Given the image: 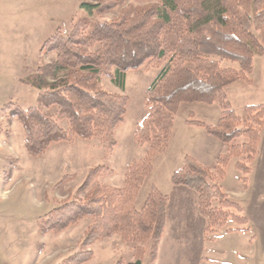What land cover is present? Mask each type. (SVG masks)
Instances as JSON below:
<instances>
[{"label": "trees", "instance_id": "trees-1", "mask_svg": "<svg viewBox=\"0 0 264 264\" xmlns=\"http://www.w3.org/2000/svg\"><path fill=\"white\" fill-rule=\"evenodd\" d=\"M82 11L69 32L58 31L45 42L42 52L55 54V59L22 80L39 90L38 105L3 109L7 118L22 123L29 155L41 156L56 142L99 137L105 158L111 157L130 98L106 89L103 80L110 79L125 91L130 70L146 67L160 72L146 90L147 114L134 134L135 142L147 146V151L128 164L125 184L101 182L115 172L106 165L94 166L78 189L81 195L63 201L39 221L41 235L60 234L91 217L81 250L62 264L89 262L92 248L116 235L134 244L135 256L117 264H144L146 258L149 264L156 262L168 224L169 196L153 185L142 207L138 200L154 170V159L170 147L182 104H219L217 123L193 119L187 123L204 127L227 150L214 167L187 155L171 182L198 193L209 231L229 220L246 225L247 217L239 214L241 205L216 180L225 177L233 159L239 171L250 174L259 152L264 103L247 105L243 117L230 102L227 88L239 81L251 84L255 60L264 55V0H99L84 2ZM116 11L117 16L103 19L105 13ZM225 60L239 67L225 66ZM243 137L246 141L240 143ZM74 178L75 174L65 175L55 188Z\"/></svg>", "mask_w": 264, "mask_h": 264}, {"label": "rangeland", "instance_id": "rangeland-1", "mask_svg": "<svg viewBox=\"0 0 264 264\" xmlns=\"http://www.w3.org/2000/svg\"><path fill=\"white\" fill-rule=\"evenodd\" d=\"M97 1L0 0V118L3 107L20 105L27 109L38 105L39 90L22 80L34 73L41 64L55 59V54L42 52L45 42L58 31L67 33L72 29L74 21L83 14L84 2ZM118 13H105L102 17L109 20ZM224 64L239 67L238 63L229 60H225ZM159 72L158 68L147 70L146 67L130 70L125 91L110 79L103 80L106 89L123 92L130 98L125 121L116 129L118 145L109 158H105L103 142L99 137H77L74 142H56L43 155L33 157L26 149L22 123L16 118L0 122L4 129L2 140L8 143L0 150V264H62L81 250V241L92 222L91 217L60 234L50 232L41 235L39 221L51 210L61 206L63 201L81 195L78 189L94 166L106 165L115 172L102 178L101 182L117 187L125 184L128 164L134 159L143 158L147 151V146L135 142L134 134L137 124L147 114L144 104L146 90ZM250 78L251 84L239 81L227 88L230 102L243 117L247 105L264 103V55L256 58ZM221 110L219 104H184L176 118L177 133H182L181 126H187L188 118L209 124L216 122ZM185 135L154 159L155 173L146 179L138 206L145 203L154 182L172 196L171 204L175 209L174 221L171 222L172 233L179 236L176 248L177 251L181 250L183 256L184 253L191 256L189 261L185 258L183 264H258L264 253V153L263 164L257 167V175L255 172L253 178L252 192L245 195L236 193L241 190V176L244 175L234 166L236 159L226 167L225 177L216 180L226 192L234 191L231 192L232 196L229 195L232 200L246 206L252 231L239 233L238 242L232 240V236L226 235L225 239L219 237L224 248H230L231 251L228 249L218 261L199 263L193 260L192 255L196 250L203 251L208 246V242L213 239L212 233L208 228L205 229L208 224L203 218H198L192 202H185L172 190L171 175L180 168L183 154L195 158L191 154L195 152L205 156L209 148L206 140L197 132H186ZM244 141V137L239 139L240 143ZM216 160L212 159L211 162L216 165ZM67 174H75V178L56 189L57 183ZM182 225L184 228L180 229ZM227 226L239 224L229 220ZM171 246L173 248V244ZM235 247L239 251L243 249L244 257L233 253ZM92 249L94 257L85 264H117L119 261L127 263L135 260L134 244L124 243L119 235L99 241ZM144 264H149L147 258Z\"/></svg>", "mask_w": 264, "mask_h": 264}, {"label": "crops", "instance_id": "crops-1", "mask_svg": "<svg viewBox=\"0 0 264 264\" xmlns=\"http://www.w3.org/2000/svg\"><path fill=\"white\" fill-rule=\"evenodd\" d=\"M194 104H203V103H192L191 106H193ZM183 105L184 104H182L180 108H182ZM3 109H4V107H3ZM3 109H2L0 122L1 121L2 122L6 121L8 119L4 115ZM190 111H193V110H190ZM221 113H222V110L220 111V116L218 117L217 121L214 122V123H211V124H215V123L218 122V120L221 117ZM191 119L199 120V119H195V118H191ZM191 119L188 118L187 121L191 120ZM187 121H186L187 126H184V125L181 126V132L182 133H180V134L177 133V128H178L177 127V123L178 122L176 121L174 132H173V136H172V140H171V144H170V148H171V146H172V144L174 142L177 143L180 139H183V137L186 136L185 135L186 132H191V133L197 132V134L201 135L206 140L209 149H208V152L205 153V156H202V154L198 155L195 152H192L191 154L193 156H195V158L197 160H199L200 162H202L203 164H206V165H209V166L215 165V164H213L214 162H211V160L212 159H217L220 154L225 153L226 150H227L226 145L222 141H220L218 138L208 134V132L206 131V129L204 127L190 125V124L187 123ZM200 121H202V120H200ZM3 130L4 129L2 127V124H0V150L4 148V145H8V143L3 142V140H2L3 139V137H2V131ZM263 153H264V128L262 130V138H261V142H260V145H259V152H258V155H257L255 161L252 164V172L250 174H248V175L241 176V180L242 181H243V177H247L248 180H247V183H245L244 181L242 182L241 190L240 191H236L237 194L240 193L241 195H245L247 193L252 192L251 189L253 187L252 184H253V181H254L253 178L255 177L256 169H257V167L259 165L262 166V164H263ZM186 156H185V154L182 155L183 161H184V157H186ZM234 166H235V163H234ZM154 173H155V165H154V170L151 173V175H153ZM173 173H172V175H173ZM151 175L149 177H151ZM172 175H171V178H172ZM256 175H257V172H256ZM153 185H156L162 192H164V190L157 184V182H154L152 184V186ZM171 188H172V190L174 192H176L178 194L179 198H181L185 202L186 201H191L192 205L194 207H196V214H197L198 218H200V219L203 218L205 220V224H208V221L206 220L205 217L202 216V214L200 212L199 195H198V193L196 191H194L193 189H191V188H189L187 186H184V185H175V184H173ZM227 192L231 196L233 195L232 193H234L233 190H227ZM164 193L169 196L168 224H167L164 236H163L162 240L160 241L159 255H158V258H157V260H156V262L154 264H159V262H160V264H183L184 263V259L186 258V260L189 261L191 256H189L186 253H184V256H183L181 254V250L177 251L176 243H177V237H179V236H177V234L175 235V234L172 233V225H171V222L174 221L173 214H174V210L175 209H174V207H172V204H171L172 203V196L168 192H164ZM139 201H140V196H139L138 203H139ZM237 201H240V200H237ZM238 203H241V202H238ZM143 205L144 204H142V206ZM241 207H242L243 210L241 212H239V214L247 217L248 223L246 225H242V224L240 225L239 224V226H235V227H231V226H227L226 225L224 227L217 228L215 231H210L212 233V238L213 239H211L208 242V246L207 247L204 246L205 249L203 247V249H204L203 251L198 249V250H196L194 252V255H192L193 260L196 259L199 263L201 261L209 262V263L211 261H213V260L214 261H218V260H220L222 258L221 255L226 254L228 252V249H229V251H231L230 248H228V249L224 248L222 243L219 241L220 240L219 237H222V239H225L226 235L229 236V237L232 236L230 238H232V240H234L235 242H238L239 241V238H238V234L239 233H243V232L244 233L245 232L249 233V232L252 231L251 219L248 217V215L246 213L247 212L246 206L241 205ZM183 228H184V225H182L180 229H183ZM206 228H208V227L205 226V229ZM244 228H248V230H246V231L240 230V229H244ZM229 229H238V230L230 231ZM232 240L230 242H232ZM252 240H254V239H252ZM171 244H173V248H172ZM232 251H233L234 254H237L238 256L244 257V255L242 254L244 252L242 248H240V251H239L238 248L235 247ZM246 252L249 253L248 250ZM218 257H219V259H217ZM262 263H264V253H263V255H262V257H261V259H260L258 264H262Z\"/></svg>", "mask_w": 264, "mask_h": 264}]
</instances>
